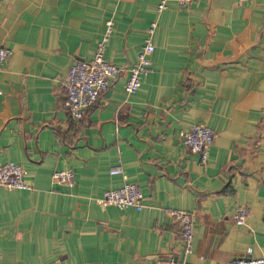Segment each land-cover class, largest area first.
<instances>
[{"label": "crops", "instance_id": "obj_1", "mask_svg": "<svg viewBox=\"0 0 264 264\" xmlns=\"http://www.w3.org/2000/svg\"><path fill=\"white\" fill-rule=\"evenodd\" d=\"M0 0V162L24 167L31 189L0 183V264H193L264 254V0ZM108 61H137L153 20L152 69L128 72L80 119L61 79L91 59L107 21ZM217 136L208 161L182 141L193 123ZM121 165L124 175L110 172ZM72 169L75 182L54 180ZM137 183L144 206L100 202ZM248 205L245 223L235 213ZM170 210L194 221L186 251Z\"/></svg>", "mask_w": 264, "mask_h": 264}, {"label": "built area", "instance_id": "obj_2", "mask_svg": "<svg viewBox=\"0 0 264 264\" xmlns=\"http://www.w3.org/2000/svg\"><path fill=\"white\" fill-rule=\"evenodd\" d=\"M180 7L188 8L194 0H176ZM240 2L253 3L256 0H239ZM169 0H159L157 11L161 12L168 7ZM157 20H153L147 28L148 36L138 52L137 61L128 66L117 65L105 57V48L110 34L113 31V20L107 21V28L103 39L98 43L94 56L89 60L78 61L72 64L61 83L65 89L64 106L76 119L83 117L86 109L91 107L98 97L106 92L113 81L124 71L128 72L125 89L131 93L138 89L144 74L152 69L151 54L154 51L152 35L157 27ZM12 50L0 47V69L8 63ZM217 134L214 129L203 122H196L185 131L182 141L191 151L200 155L203 163L208 161L209 150ZM112 174H123L121 165L111 167ZM54 180L73 184L76 176L72 169L56 170L52 175ZM0 183L8 188L31 189L32 184L24 177V167L15 161L0 162ZM144 193L137 183L125 182L118 188L105 189L100 202L115 204L119 207L133 206L141 209L144 204ZM249 212L248 205H241L234 215L236 223L243 225ZM170 215L178 221L180 236L186 243V251H191L193 246L194 221L191 214L185 210H170ZM253 247H249L243 254L229 261H218L215 264H264V254L254 255ZM167 264H193L188 261L172 259Z\"/></svg>", "mask_w": 264, "mask_h": 264}]
</instances>
